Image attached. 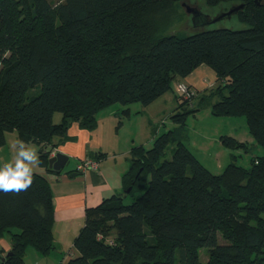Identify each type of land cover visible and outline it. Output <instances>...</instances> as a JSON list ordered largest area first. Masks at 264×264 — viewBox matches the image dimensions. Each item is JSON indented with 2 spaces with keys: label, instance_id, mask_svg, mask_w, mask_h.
<instances>
[{
  "label": "trees",
  "instance_id": "16d2710c",
  "mask_svg": "<svg viewBox=\"0 0 264 264\" xmlns=\"http://www.w3.org/2000/svg\"><path fill=\"white\" fill-rule=\"evenodd\" d=\"M179 1L0 0V147L15 132L22 152L38 145V164L53 173L52 141L67 139L72 123L92 131L98 113L115 104L126 116L204 64L216 84L197 107L243 117L261 151L239 166L234 152L249 144L222 136L231 162L208 171L184 144L197 92L188 100L176 92L172 127L149 149H131L122 193L85 210L77 256L57 264H264V0H204L242 5L234 15L242 27L166 34ZM53 221L44 175L0 185V239H10L0 264H25L28 247L49 255Z\"/></svg>",
  "mask_w": 264,
  "mask_h": 264
},
{
  "label": "crops",
  "instance_id": "0c3cea01",
  "mask_svg": "<svg viewBox=\"0 0 264 264\" xmlns=\"http://www.w3.org/2000/svg\"><path fill=\"white\" fill-rule=\"evenodd\" d=\"M183 82L196 90L195 100L199 105L201 98L207 97L209 90L216 84V76L212 69L202 64L192 71ZM166 95L167 93L146 107L139 104L129 106L126 121L145 120L142 131L146 133V137L143 140L139 137L135 138L134 133L121 139L118 137L117 131H112V126L122 120V116L119 117L121 106L114 105L111 114L98 115L97 126L92 131L80 128L77 123H72L67 131V139L61 141L59 138H54L52 141L55 145L53 152L66 155L69 162H73V169L62 171L59 174L46 173L44 168L38 164L37 158L40 153L38 145L26 144V153H23L18 137L11 136L10 133L6 134V143L0 147V168L14 167L16 170L0 175V185L22 179L32 173H38L46 177L52 194L54 249L44 257L32 247H28L24 256L25 264H28L27 259H30V264L66 263L77 256L73 240L84 225L85 210L96 207L103 199L122 193V178L130 166V151L137 146L146 148V144L153 142L156 136L155 121L159 115V113H155L153 105L161 99H164V102L171 101L170 97ZM212 100L215 101V99ZM208 107L209 105H205V108ZM208 112L211 115L209 108ZM227 136L238 142L248 143L247 139H242L240 136ZM184 144L191 151L190 145L192 146L196 142L191 141L187 136ZM85 157L97 160V170L85 173L75 171L77 162ZM9 248L10 239L7 236L1 238L0 258L9 251Z\"/></svg>",
  "mask_w": 264,
  "mask_h": 264
},
{
  "label": "rangeland",
  "instance_id": "374dc122",
  "mask_svg": "<svg viewBox=\"0 0 264 264\" xmlns=\"http://www.w3.org/2000/svg\"><path fill=\"white\" fill-rule=\"evenodd\" d=\"M54 2L55 0H51ZM233 5L230 3H221L216 6L205 5L204 0H181L176 5V12L179 16L178 20L167 30L166 34L169 33H180L183 35H188L199 30L207 29H217V28H240V24L232 15L230 18H220L225 14ZM186 6L190 8L197 9V11L203 17L198 20L197 23L192 20V15L186 12ZM220 18V19H219ZM214 19H218L214 21ZM212 20V21H211ZM176 81L171 82V91L167 92V97L170 100L163 101L161 99L154 103L153 108L155 113H159L156 125V135L166 132L169 127H172L169 121V116L175 112L177 109L178 101L176 100ZM39 86L34 91H38ZM197 100H194L193 108L195 109L190 115L187 116L185 122V130L187 136L196 142V144L190 145L191 151L195 154L198 161L211 173L219 174L228 165L230 160V151L222 146L220 142V137L227 135H237L242 139H247L250 148L247 153L243 150L235 151L236 155L235 163L239 166L247 167L251 156L260 154V148L254 145H250L252 140L249 136L248 129L246 126V121L243 117H215L209 115L208 108L197 107ZM115 106H120L115 104ZM192 107V106H191ZM114 105L102 109L98 115L112 113ZM197 114L195 115V113ZM126 116H122V120L119 123L116 122L115 126H112V131H117L119 138H125V136H130L134 133V137L143 140L146 137V133L142 131L145 125L144 119H133L132 121H126ZM61 115L55 113L53 116V122L58 123L60 121ZM166 124L164 125V122ZM9 135V133H7ZM11 136H17L15 132L10 133ZM250 139V141H249ZM137 141V140H136ZM151 144H146L145 147L149 149ZM173 145H170L167 149L164 158L169 159L171 157L170 150ZM73 162L70 161L63 171H69L73 169ZM130 198H126L125 202H130ZM112 233V232H111ZM30 250V248H29ZM33 250V249H31ZM46 257V256H44ZM43 258V257H42ZM199 258L202 263H205L207 256L205 250H199ZM27 263L30 264V259H27ZM33 264V263H31ZM40 264H43L42 262Z\"/></svg>",
  "mask_w": 264,
  "mask_h": 264
},
{
  "label": "water",
  "instance_id": "95a60500",
  "mask_svg": "<svg viewBox=\"0 0 264 264\" xmlns=\"http://www.w3.org/2000/svg\"><path fill=\"white\" fill-rule=\"evenodd\" d=\"M241 8H242V5L232 6L225 14L220 16V18H224V17L230 18L232 15H235L238 12V10H240ZM186 12L188 14L192 15V20H194L195 23H197L198 20H200L203 17L202 15H200V13L197 11V9L190 8L188 6H186ZM216 20H218V19H214V21H216ZM68 162H69V158L66 155L57 152V153H54V155L51 156L47 160V167H48V169L52 170L53 173L59 174L68 165ZM71 176H72V174H71ZM8 255H9V253H8Z\"/></svg>",
  "mask_w": 264,
  "mask_h": 264
},
{
  "label": "built area",
  "instance_id": "2783aa9c",
  "mask_svg": "<svg viewBox=\"0 0 264 264\" xmlns=\"http://www.w3.org/2000/svg\"><path fill=\"white\" fill-rule=\"evenodd\" d=\"M176 92L182 96L183 99L188 100L194 96L195 91L188 88L184 83H178L176 85ZM54 155V152L51 153L50 157ZM97 160H94L90 157H85L79 160L76 164L75 171L79 173H85L90 170H97ZM14 167L7 169L5 167L0 168V175L6 174L8 171H15Z\"/></svg>",
  "mask_w": 264,
  "mask_h": 264
}]
</instances>
